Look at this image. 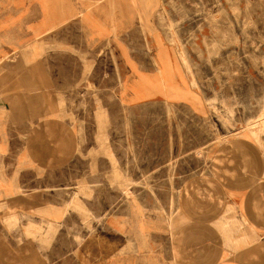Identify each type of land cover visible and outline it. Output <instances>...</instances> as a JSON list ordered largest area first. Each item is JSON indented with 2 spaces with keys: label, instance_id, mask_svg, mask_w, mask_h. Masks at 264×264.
I'll use <instances>...</instances> for the list:
<instances>
[{
  "label": "crops",
  "instance_id": "obj_1",
  "mask_svg": "<svg viewBox=\"0 0 264 264\" xmlns=\"http://www.w3.org/2000/svg\"><path fill=\"white\" fill-rule=\"evenodd\" d=\"M127 1L0 0V71L19 69L21 63L12 65L6 59L44 42L51 47L48 65H60L53 66L56 78L65 80L60 85L72 86L73 65H82L75 63V51L86 53L91 65H100L101 56L112 48L121 82L129 80L135 87V92H129L133 98L122 102L121 93L127 95V89L120 84L119 103L135 106L160 100L185 105L194 120L185 126L172 122L146 128L149 135H159L167 154L146 160L142 176L148 183L142 189L129 187L127 211L119 209L106 217L112 250L87 262L75 250L53 258L54 249L44 259L40 215H35L33 221L21 223L29 237L22 231L21 238L10 234L7 242L0 239V264H264V134L243 133L239 127L220 132L218 126L208 124L212 94L191 87L168 40L171 32L159 25L161 18L174 24L178 38L200 36L201 18L196 11L203 1L158 0L149 10V0H129L132 15ZM159 55L163 62L157 61ZM168 65L180 68L201 106L151 92L155 83L149 76ZM175 79L181 86L180 78ZM34 83L19 73L8 80L0 78V202L55 187L43 186L40 169L50 166L59 152L56 135L72 132L73 125L53 104L58 95L42 89L34 92ZM158 84H163L161 78ZM9 85L18 90L4 92ZM143 198H149V203ZM49 207L43 214L52 223L61 212ZM7 215L11 221L16 219L11 208ZM48 257L52 258L47 261Z\"/></svg>",
  "mask_w": 264,
  "mask_h": 264
},
{
  "label": "rangeland",
  "instance_id": "obj_2",
  "mask_svg": "<svg viewBox=\"0 0 264 264\" xmlns=\"http://www.w3.org/2000/svg\"><path fill=\"white\" fill-rule=\"evenodd\" d=\"M153 1L149 10L158 2ZM202 1L204 4L196 11L201 18L200 36L178 38L176 26L165 24L161 17L160 28L171 32L168 40L176 58L182 62L191 87L198 93L212 94V117L208 124L218 126L220 132L239 127L243 133L264 134V0ZM127 3L128 13L132 15L133 5L129 0ZM74 29L77 35V28ZM157 44L162 49L159 39ZM50 49L48 43H36L6 59L12 65L21 63L20 71H0L1 79L25 74L35 81L31 86L34 92L42 89L51 96L57 94L58 101L53 104L64 113L63 119L67 118L73 125L71 133L56 135L59 152L50 166L40 169L43 186L55 187L24 192L0 202V239L7 242L10 234L21 238L22 231L29 237L21 223L40 215L43 258L54 249L53 258L65 257L75 250V255L87 262L112 250L108 246L111 235L106 217L119 209L127 211L129 187L142 189L148 183L142 176L147 168L146 160L167 154L162 150L159 135H149L146 128L172 125V122L185 126L194 120L188 117L185 105L160 100L135 106L119 103L120 84L127 89V95L121 93L122 102L133 98L129 92H135V87L129 80L121 82L112 48L101 56L100 65H91L86 53L75 51L74 61L82 65H73L72 86L60 85L65 80L56 78L57 71L53 69L60 65H48ZM157 61H164L161 55ZM40 62L47 65H39ZM177 77L181 86L176 82ZM159 78L162 85L158 84ZM149 81L155 83L150 87L152 93L188 99L195 101L197 108L201 106L199 96L188 88L178 66H161L158 73L149 76ZM17 88L9 85L3 90L7 93ZM142 200L149 203V198ZM161 200L154 199L156 203ZM49 206L61 212L60 219L52 223L43 214ZM10 208L16 217L12 221L7 215ZM18 226L22 227L20 231Z\"/></svg>",
  "mask_w": 264,
  "mask_h": 264
},
{
  "label": "bare ground",
  "instance_id": "obj_3",
  "mask_svg": "<svg viewBox=\"0 0 264 264\" xmlns=\"http://www.w3.org/2000/svg\"><path fill=\"white\" fill-rule=\"evenodd\" d=\"M154 1L153 0H149V5L152 4ZM199 101V98H198ZM169 209V208H168ZM171 215V214H170Z\"/></svg>",
  "mask_w": 264,
  "mask_h": 264
}]
</instances>
